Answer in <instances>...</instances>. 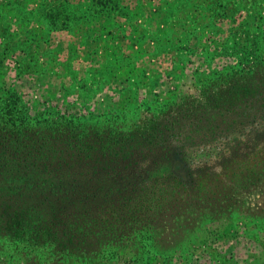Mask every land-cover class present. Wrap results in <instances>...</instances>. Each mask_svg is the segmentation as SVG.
I'll return each instance as SVG.
<instances>
[{"label":"rangeland","instance_id":"rangeland-1","mask_svg":"<svg viewBox=\"0 0 264 264\" xmlns=\"http://www.w3.org/2000/svg\"><path fill=\"white\" fill-rule=\"evenodd\" d=\"M128 1L0 0V147L69 120L96 136L162 131L172 140L150 148L182 161L176 180L106 244L4 234L0 264H264V100L229 128L219 98L264 92V0H152L164 9L145 25L115 20Z\"/></svg>","mask_w":264,"mask_h":264},{"label":"trees","instance_id":"trees-1","mask_svg":"<svg viewBox=\"0 0 264 264\" xmlns=\"http://www.w3.org/2000/svg\"><path fill=\"white\" fill-rule=\"evenodd\" d=\"M245 87L219 97L229 105L223 109L228 110L226 115L235 118L229 128L241 124L239 115L251 106L247 101L264 100L261 89L254 95L250 90L255 87ZM240 93L244 99L252 96L245 100L247 104L237 106L233 101L238 98L233 95ZM219 98L216 94L211 104L214 112L222 109ZM204 113L199 112V119ZM198 123L189 128H199ZM178 125L175 120L167 124L166 131L173 128V138L182 142ZM61 126L64 130L59 133L25 138L15 150L0 147V236L33 243L63 240L68 245L95 237L106 244L114 239L113 230L120 229L119 224L138 225L140 220L135 218L145 216L148 202L168 196L169 182L176 180V167L182 161H173L169 151L156 152L150 147L164 148L171 135L158 140L162 131L151 136L145 135L144 128L138 135L132 131L96 136L80 130L83 126L78 121Z\"/></svg>","mask_w":264,"mask_h":264},{"label":"crops","instance_id":"crops-1","mask_svg":"<svg viewBox=\"0 0 264 264\" xmlns=\"http://www.w3.org/2000/svg\"><path fill=\"white\" fill-rule=\"evenodd\" d=\"M144 0H129L126 4H122L123 6H121L120 10L127 12V16L124 17H120V18H116L115 20H119L120 21H129L127 24H130L131 22H133L135 19L138 20V23L140 24H144L145 25V20L148 18H153L155 20H157L160 16L159 14H156V11H162L164 8L162 7L163 3L159 4V1H155L152 2V0H148V5H146L144 2ZM161 8V10H160ZM137 16V17H136ZM125 18V19H122ZM135 20V21H136ZM123 23V22H122ZM120 25H122L120 23ZM150 36V35H149ZM145 37H147V35H145ZM90 42H92L91 38H90ZM104 51H96V53L98 54H103ZM79 54H86V49L83 50H78Z\"/></svg>","mask_w":264,"mask_h":264}]
</instances>
